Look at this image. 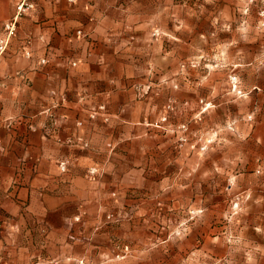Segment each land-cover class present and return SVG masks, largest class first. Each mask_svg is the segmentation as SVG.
<instances>
[{"label":"rangeland","instance_id":"obj_1","mask_svg":"<svg viewBox=\"0 0 264 264\" xmlns=\"http://www.w3.org/2000/svg\"><path fill=\"white\" fill-rule=\"evenodd\" d=\"M29 68L47 123L62 70L76 127L135 125L99 211L74 223L20 202L0 142V264H264V0H0V88ZM70 160L54 159L59 178Z\"/></svg>","mask_w":264,"mask_h":264},{"label":"crops","instance_id":"obj_2","mask_svg":"<svg viewBox=\"0 0 264 264\" xmlns=\"http://www.w3.org/2000/svg\"><path fill=\"white\" fill-rule=\"evenodd\" d=\"M11 74L16 78L2 80L4 86L0 88L3 120L0 142L7 152H12L9 145L15 144L17 149L14 156L20 160V202H26L31 197L32 202L39 203L48 213V223L56 218L74 223L79 214L98 212L102 206L100 202H104L105 177L114 179L120 176L124 166L121 158L128 157L121 148H116V140L121 139L119 134L125 133V139L131 137L128 130L133 122L127 117L120 120L112 118L109 124L97 120L86 121L83 127H76L77 118L87 114L80 107L81 103L66 100L72 77L69 72L61 70L60 77L51 79L50 83L59 82L54 89L61 95L63 103L53 108L54 118L47 123L44 115L47 104L42 102L43 98H47L46 83L40 73L29 68L20 75L25 80L16 72L7 73ZM30 80H33L32 84ZM27 81L29 85H26ZM105 91L108 90H94L90 100L100 102L108 99ZM111 93L114 99L115 93ZM113 110L116 112L115 108ZM83 139L87 148L82 150L77 142ZM61 155H68L71 162L66 176L59 178L54 159ZM117 160L120 163L115 162ZM93 166H99L102 173L91 175L89 170Z\"/></svg>","mask_w":264,"mask_h":264},{"label":"built area","instance_id":"obj_3","mask_svg":"<svg viewBox=\"0 0 264 264\" xmlns=\"http://www.w3.org/2000/svg\"><path fill=\"white\" fill-rule=\"evenodd\" d=\"M14 27H15V22L10 21V22H7L6 23V29H8L10 32L13 31ZM81 32L82 31L79 30V33H81ZM73 64L76 65L77 63L74 62ZM100 108H104V106H100ZM61 168H62V170H65L66 169V162H62L61 163Z\"/></svg>","mask_w":264,"mask_h":264}]
</instances>
